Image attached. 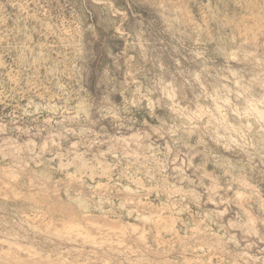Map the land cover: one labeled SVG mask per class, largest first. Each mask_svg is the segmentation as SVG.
Listing matches in <instances>:
<instances>
[{"label": "clouds", "instance_id": "obj_1", "mask_svg": "<svg viewBox=\"0 0 264 264\" xmlns=\"http://www.w3.org/2000/svg\"><path fill=\"white\" fill-rule=\"evenodd\" d=\"M0 264H264V0H0Z\"/></svg>", "mask_w": 264, "mask_h": 264}]
</instances>
